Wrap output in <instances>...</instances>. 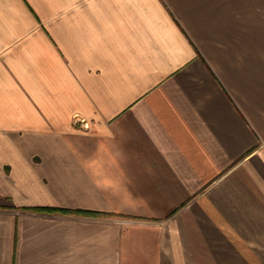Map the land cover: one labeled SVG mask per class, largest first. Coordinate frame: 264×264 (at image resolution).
<instances>
[{
    "label": "crops",
    "instance_id": "0c3cea01",
    "mask_svg": "<svg viewBox=\"0 0 264 264\" xmlns=\"http://www.w3.org/2000/svg\"><path fill=\"white\" fill-rule=\"evenodd\" d=\"M0 264H264V0H0Z\"/></svg>",
    "mask_w": 264,
    "mask_h": 264
},
{
    "label": "trees",
    "instance_id": "16d2710c",
    "mask_svg": "<svg viewBox=\"0 0 264 264\" xmlns=\"http://www.w3.org/2000/svg\"><path fill=\"white\" fill-rule=\"evenodd\" d=\"M79 214H88L87 212H78Z\"/></svg>",
    "mask_w": 264,
    "mask_h": 264
},
{
    "label": "built area",
    "instance_id": "2783aa9c",
    "mask_svg": "<svg viewBox=\"0 0 264 264\" xmlns=\"http://www.w3.org/2000/svg\"><path fill=\"white\" fill-rule=\"evenodd\" d=\"M82 124H84V123H82Z\"/></svg>",
    "mask_w": 264,
    "mask_h": 264
}]
</instances>
